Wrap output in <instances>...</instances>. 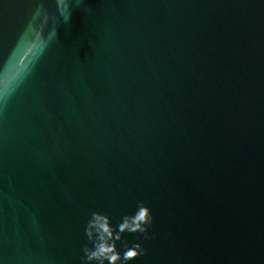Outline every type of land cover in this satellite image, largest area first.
<instances>
[{"label": "water", "instance_id": "water-1", "mask_svg": "<svg viewBox=\"0 0 264 264\" xmlns=\"http://www.w3.org/2000/svg\"><path fill=\"white\" fill-rule=\"evenodd\" d=\"M141 203L129 264H264V0H0V264Z\"/></svg>", "mask_w": 264, "mask_h": 264}, {"label": "clouds", "instance_id": "clouds-1", "mask_svg": "<svg viewBox=\"0 0 264 264\" xmlns=\"http://www.w3.org/2000/svg\"><path fill=\"white\" fill-rule=\"evenodd\" d=\"M153 217L150 209L143 203L137 205L136 212L129 216L125 215L115 228L108 216L101 213H92L85 227V235L92 247H85L83 264H129L146 254L141 244L136 243L128 246L123 240V235L141 234L148 239V229L152 226ZM117 242L124 248L123 254L117 250Z\"/></svg>", "mask_w": 264, "mask_h": 264}]
</instances>
